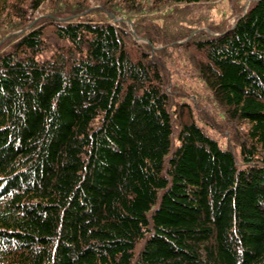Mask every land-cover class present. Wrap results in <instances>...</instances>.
Segmentation results:
<instances>
[{"label":"trees","instance_id":"trees-1","mask_svg":"<svg viewBox=\"0 0 264 264\" xmlns=\"http://www.w3.org/2000/svg\"><path fill=\"white\" fill-rule=\"evenodd\" d=\"M53 1L0 0V264H264V0L195 34L138 18L143 46L109 16L142 0ZM180 40L229 145L168 91L153 47Z\"/></svg>","mask_w":264,"mask_h":264},{"label":"rangeland","instance_id":"rangeland-1","mask_svg":"<svg viewBox=\"0 0 264 264\" xmlns=\"http://www.w3.org/2000/svg\"><path fill=\"white\" fill-rule=\"evenodd\" d=\"M58 1L59 0H54L53 2ZM67 2H69V5L73 6H86L87 8L82 13L86 14L90 11V16L93 17L101 16L102 13H100V11H104L105 3L102 4L103 2L100 0H67ZM140 3V7L143 10L141 13L137 14V10H135L130 15H127L126 12L120 15L109 14V16L115 20H121L122 16H125L127 30L133 35L135 43L143 46L147 44V40L138 35L134 29L135 23L140 24L138 18H144V16H146L147 19L157 21L156 24L158 25L156 26L160 25L162 29H169L172 32L175 31V28H181L186 25L191 28L193 25V28L196 29L193 33L195 34L199 29L208 26L222 28L232 26L240 14L241 7L246 9L250 0H213L206 4L191 6L174 3L158 5L154 4L152 0H142ZM53 7H55V5L52 2L47 3L45 6L43 5V7L36 12V15L39 17L27 23L28 27H30L36 19L45 16L44 14L47 10ZM99 9L101 10L98 11ZM105 10L107 11L108 9L105 8ZM108 13H110V11ZM9 19L10 20H8V17L0 19V23L5 22L2 32H6L10 29L9 21L18 23L16 18L13 19L9 17ZM165 19H169L168 25L164 22ZM20 32H22V30L14 32L12 35L19 34ZM4 39L5 37L3 40H0V45ZM183 41L184 40H180L176 44L165 47H161L160 45L153 47V50H157L158 55L162 57L166 78L169 80L168 91L171 93L176 90L180 91L182 93L180 100L183 102L185 101L188 103L189 107L194 109L196 113L195 117L198 118L199 123L204 127L205 131L219 140L223 145H229L228 143L230 140H234V135H236L234 127L238 128L239 122L236 121L231 123L227 119L225 110L215 102L212 92L207 89L200 79L194 77V72L192 70L194 63L191 59V51L186 47L178 45L182 44ZM48 44H50V41ZM140 46H133V49H138ZM160 50H162L161 54Z\"/></svg>","mask_w":264,"mask_h":264},{"label":"bare ground","instance_id":"bare-ground-1","mask_svg":"<svg viewBox=\"0 0 264 264\" xmlns=\"http://www.w3.org/2000/svg\"><path fill=\"white\" fill-rule=\"evenodd\" d=\"M15 35V34H14ZM18 35V34H17Z\"/></svg>","mask_w":264,"mask_h":264}]
</instances>
